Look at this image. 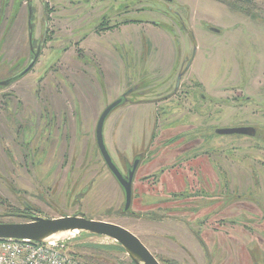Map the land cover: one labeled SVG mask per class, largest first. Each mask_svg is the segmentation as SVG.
I'll use <instances>...</instances> for the list:
<instances>
[{
  "label": "rangeland",
  "instance_id": "1",
  "mask_svg": "<svg viewBox=\"0 0 264 264\" xmlns=\"http://www.w3.org/2000/svg\"><path fill=\"white\" fill-rule=\"evenodd\" d=\"M13 1L7 0L0 39ZM65 5L80 11L83 26L57 39L46 59L47 44L30 73L0 87V223L28 220L12 213L78 215L126 228L161 264H264V0L232 8L214 0H65ZM97 11L109 16L128 11L124 19L142 23L120 27V40H131L134 52L122 42L116 47L122 59L111 60L100 57L91 42L73 45ZM19 15L15 24L21 18L26 26V5ZM53 17L49 32H72L67 21ZM25 26L18 54H24L23 65ZM10 31L9 45L0 43V81L4 63L11 67L17 58L20 30ZM52 65L44 75L43 67ZM134 86L128 102L103 126L105 146L122 172L124 160L131 164L141 155L131 215L121 212L123 194L99 155L94 130L103 109ZM146 88L149 94L139 95ZM49 118L51 133L60 138L55 152L37 142ZM237 126L253 127L256 135L214 133ZM41 193L50 206L39 200ZM66 245L83 264H132L105 237H75Z\"/></svg>",
  "mask_w": 264,
  "mask_h": 264
},
{
  "label": "flooded vegetation",
  "instance_id": "2",
  "mask_svg": "<svg viewBox=\"0 0 264 264\" xmlns=\"http://www.w3.org/2000/svg\"><path fill=\"white\" fill-rule=\"evenodd\" d=\"M55 5L54 7H49L47 5V0H41L40 2V8H41V14L42 17L40 18V23H41V32H40V37H36L34 36V34L36 33V6L35 4L38 2V0L34 1V0H14L13 4L11 6V14L10 17L8 19V21L5 23L4 27V32L1 36L0 39V43H4L6 44V46L9 45L10 40L12 39L11 36V31L9 33V30H13V28H17V30L19 29L20 31L17 32V35L19 33L18 38L16 39V43H17V58L15 59V63L13 65H16L15 67H13V65H11V67H9L7 64L4 63V72L6 71V74L3 76V80L2 81H7L12 79L13 77H15L17 74H19L21 71H23L28 65L29 63L34 59V57L37 55V58L35 60L34 65L32 66V68L30 69V71L28 73H30L34 67L37 65V62L39 60V58L42 56L43 51H45V46L47 44H49L50 46L47 48V53H46V59L49 57L50 55V50L54 47V44L56 42L57 39L65 37V39H67L68 36L74 34L76 32L77 29H80L81 26H83L82 21L79 19V14L77 15L78 12L80 11H71L68 9V6L65 5V0H52ZM166 1V0H165ZM60 2H62V5H58ZM7 0H0V24H2V19H3V13L4 11L7 9ZM24 5H26V12H27V18H26V26L24 24V22H22L21 18L20 21L15 24V17L19 18V14L20 12H24ZM101 12V10H100ZM99 11H97L96 13H93V19H94V23L90 25V23L93 21V19H91V16L88 18L90 19L87 23L88 29L86 28L85 35H83L82 37H79L78 39H74V43L73 45L76 43L77 45L81 42L86 43L88 45L89 42H91L93 44V46H97V50L94 49L100 57H103L105 59H119L121 58L120 55V48L117 45H120L122 42L123 43H128L129 45L132 46V51L134 52V47H133V43L132 41H121L119 38V34H120V27L122 24L126 25L129 24V26H133L135 27L136 24H140L141 22L138 21H131V20H126L124 19L122 16L124 14H127L128 11H123L120 12L118 14H112L111 16L106 15V14H100ZM83 13V12H81ZM52 15H54L53 19H57L59 18V20L61 21H67V23L69 25H72L71 27V31L70 34H66V35H60L58 36L56 33H58V31H48L47 29V22L49 21V17ZM21 17V16H20ZM122 17V18H121ZM35 22V24H34ZM142 25V23H141ZM153 27H157L155 24H151ZM25 26L26 29V40H27V44H28V57L26 58V60L28 61L26 65H23V63H19V61H23L24 60V54L20 57H18L19 54V50H24V44H23V28ZM54 34V35H53ZM4 36V38H3ZM15 37V36H13ZM72 41V40H71ZM71 41H69V44L71 43ZM149 43V40H148ZM69 44H65L66 48L64 49L63 53L65 51H67V47L69 46ZM106 45V46H105ZM20 46V47H19ZM179 48V47H178ZM77 52H84L82 47H77ZM24 53V52H22ZM38 53V54H37ZM107 53V54H106ZM181 53L177 52L176 53V67L179 63V60H181ZM122 59V58H121ZM183 62H186V58L183 59ZM190 61L186 62V66L185 68L189 67ZM44 70L42 71L44 75H47L48 72H51V70L53 69V65L47 69H45V67H43ZM114 68L116 69V67L114 66ZM118 69V68H117ZM10 70V71H9ZM27 73V74H28ZM26 74V75H27ZM43 75V76H44ZM182 76V72L178 73L177 78H176V82H175V87L174 90H177V81L179 83V80ZM24 77V76H23ZM21 79V78H20ZM179 79V80H178ZM19 80V79H18ZM15 82V81H13ZM13 82H11L10 84L3 86L1 88L6 89L7 87H9ZM137 90V86L131 87L128 90H126L125 92H123L121 95H123L124 93H127L125 98H124V104L128 102V98L131 94H133L135 91ZM150 92V90L148 91L147 88L142 91L141 93L139 92V95L145 96L148 95ZM120 95V96H121ZM104 110V109H103ZM51 123L52 120L51 118H49L48 120L42 122L41 125L46 126V129L43 128H39V133H38V140L37 142H39L40 145H42L43 148H50L53 152H55L57 150L58 147V142L60 141V138L58 139L57 135H54L51 133ZM40 124V123H39ZM38 124V125H39ZM43 129V130H41ZM48 130L46 134H44L42 131ZM19 136V135H18ZM17 136V137H18ZM94 137H95V130H94ZM42 142V143H41ZM7 150H9L7 148ZM98 150V149H97ZM100 155V154H99ZM132 163V162H131ZM125 166V164H124ZM139 166V165H138ZM122 173H126V168L125 171ZM119 186V185H118ZM39 200H41L45 206H50L47 201L45 200L44 196L41 195L39 196ZM30 206V205H29ZM25 209L27 210V212H31L33 209L31 207H26L24 206ZM12 216H18V217H25L27 219H29V217H32L31 214H9Z\"/></svg>",
  "mask_w": 264,
  "mask_h": 264
},
{
  "label": "water",
  "instance_id": "3",
  "mask_svg": "<svg viewBox=\"0 0 264 264\" xmlns=\"http://www.w3.org/2000/svg\"><path fill=\"white\" fill-rule=\"evenodd\" d=\"M36 58L37 55L23 71L12 79L0 81V87L6 86L25 76L34 65ZM126 94L127 93H124L104 108L95 126V143L97 149L105 167L121 189L124 199L122 211L125 213L131 210L132 184L136 169L140 163L141 155H136L131 164L124 160L126 173H122L116 163H114L105 146L103 126L108 115L114 109L124 104ZM214 133L219 136L238 135L254 137L256 135V130L250 126H237L217 128ZM25 206L30 207L26 203ZM81 236L105 237L115 241L133 264H161L134 234L126 228L111 222L88 220L78 215H72L58 218L32 216L25 222L0 223V240H23L47 244L50 242H68L72 238Z\"/></svg>",
  "mask_w": 264,
  "mask_h": 264
},
{
  "label": "built area",
  "instance_id": "4",
  "mask_svg": "<svg viewBox=\"0 0 264 264\" xmlns=\"http://www.w3.org/2000/svg\"><path fill=\"white\" fill-rule=\"evenodd\" d=\"M66 243L0 240V264H83L66 251Z\"/></svg>",
  "mask_w": 264,
  "mask_h": 264
},
{
  "label": "trees",
  "instance_id": "5",
  "mask_svg": "<svg viewBox=\"0 0 264 264\" xmlns=\"http://www.w3.org/2000/svg\"><path fill=\"white\" fill-rule=\"evenodd\" d=\"M214 1L222 3V4H225L226 6H229L230 8L235 7V6H239V4L240 5H249V4H251L253 2V0H214ZM123 202H124V199H123ZM122 209H123V207H122ZM122 209H121V212L125 213V212L122 211ZM126 213L131 214V215L134 214L131 210L129 212H126ZM117 249L120 250L121 252H123L121 250L120 246H117Z\"/></svg>",
  "mask_w": 264,
  "mask_h": 264
}]
</instances>
